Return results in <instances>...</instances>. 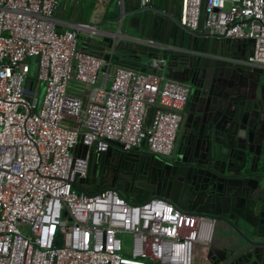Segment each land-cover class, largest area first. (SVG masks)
I'll return each instance as SVG.
<instances>
[{
  "label": "built area",
  "instance_id": "1",
  "mask_svg": "<svg viewBox=\"0 0 264 264\" xmlns=\"http://www.w3.org/2000/svg\"><path fill=\"white\" fill-rule=\"evenodd\" d=\"M111 1L96 0L88 23L60 31V0H0V264H196L197 250L213 243V217L160 197L136 203L115 189L91 193L78 182L92 146L171 157L192 90L114 68L113 54L80 47L81 33L108 25ZM181 23L206 37L251 41L244 63L264 67V0H183ZM72 80L86 90H72ZM80 137L89 149L75 156ZM122 233L132 235L129 256Z\"/></svg>",
  "mask_w": 264,
  "mask_h": 264
},
{
  "label": "water",
  "instance_id": "2",
  "mask_svg": "<svg viewBox=\"0 0 264 264\" xmlns=\"http://www.w3.org/2000/svg\"><path fill=\"white\" fill-rule=\"evenodd\" d=\"M191 33L197 38L184 53L153 47L143 52L152 60L154 74L192 86L174 154L165 160L147 151L124 150L120 143L106 151L92 146L88 175L78 182L89 185L91 171L103 162L145 163L158 175L139 184L144 199L164 198L186 213L207 215L225 226L224 239L209 248L210 264H264V67L244 63L243 49L251 41ZM200 36L205 46L197 54L193 47L201 43ZM81 41L83 49L107 60L110 51L115 55L125 43L101 31H85ZM229 71L254 79L256 88H234ZM82 149L85 154L89 147L80 137L74 155H82Z\"/></svg>",
  "mask_w": 264,
  "mask_h": 264
},
{
  "label": "crops",
  "instance_id": "3",
  "mask_svg": "<svg viewBox=\"0 0 264 264\" xmlns=\"http://www.w3.org/2000/svg\"><path fill=\"white\" fill-rule=\"evenodd\" d=\"M95 3L96 0H60L54 16L58 29L62 31L70 24L88 23ZM182 9L183 0H151L149 7H143L141 0H112L106 16L109 23L102 29V33H116L125 40L121 51H117L115 55L110 51L113 54V67H128L142 72L146 69V72L153 73L152 60L147 55H143L149 46L142 44L143 41L154 40L172 50L183 53L188 51L190 41L195 40L196 36L182 25ZM198 34H204L203 30L200 29ZM82 35L84 33H81L80 37ZM204 38L200 36L198 40L201 43L193 47L197 54H202L204 51ZM214 49L210 48L212 52L215 51ZM243 51L248 56L252 51V43L244 47ZM236 52L240 54L237 50ZM159 75L166 77L164 73ZM261 79L264 82V75ZM216 227L212 244L220 242L225 237L224 225L217 223ZM207 253L208 250L206 252L200 247L197 250L196 264L201 262L210 264L206 259Z\"/></svg>",
  "mask_w": 264,
  "mask_h": 264
},
{
  "label": "flooded vegetation",
  "instance_id": "4",
  "mask_svg": "<svg viewBox=\"0 0 264 264\" xmlns=\"http://www.w3.org/2000/svg\"><path fill=\"white\" fill-rule=\"evenodd\" d=\"M248 65V64H247ZM232 86L235 88L238 85L245 87L244 91L250 87L255 89L257 86L256 81L253 79L249 80L247 77H243L238 73L229 71ZM252 77H256L253 75ZM187 107V106H186ZM162 159L168 160L169 158L161 157ZM146 168L145 163L135 164L126 162L125 164H117L115 161L112 164L106 162L100 163L98 167L91 171L90 184L89 186H101L104 189H116L123 197L133 200L140 201L145 200V190L139 187V184L147 182L145 178L153 180V175H158V170H153L151 166ZM160 180V179H159ZM148 197H146L147 199Z\"/></svg>",
  "mask_w": 264,
  "mask_h": 264
},
{
  "label": "rangeland",
  "instance_id": "5",
  "mask_svg": "<svg viewBox=\"0 0 264 264\" xmlns=\"http://www.w3.org/2000/svg\"><path fill=\"white\" fill-rule=\"evenodd\" d=\"M84 37V35H82V37H80V47H81V40ZM70 88L72 90H76V92L82 93L84 90H86V87L80 84H77L75 80H72L70 82ZM101 187V186H100ZM122 239L124 240V254L129 256L131 255V251H132V235L129 233H122Z\"/></svg>",
  "mask_w": 264,
  "mask_h": 264
},
{
  "label": "trees",
  "instance_id": "6",
  "mask_svg": "<svg viewBox=\"0 0 264 264\" xmlns=\"http://www.w3.org/2000/svg\"><path fill=\"white\" fill-rule=\"evenodd\" d=\"M104 189V187H99V186H86V190L88 191V192H91V193H96V192H99V191H101V190H103ZM147 199H149V197L147 198ZM146 200V199H145ZM145 200H140V201H133V202H136V203H141V202H144Z\"/></svg>",
  "mask_w": 264,
  "mask_h": 264
},
{
  "label": "bare ground",
  "instance_id": "7",
  "mask_svg": "<svg viewBox=\"0 0 264 264\" xmlns=\"http://www.w3.org/2000/svg\"><path fill=\"white\" fill-rule=\"evenodd\" d=\"M220 225V224H219ZM225 227V226H224ZM217 228V227H216ZM207 251V250H206ZM198 255V254H197Z\"/></svg>",
  "mask_w": 264,
  "mask_h": 264
}]
</instances>
